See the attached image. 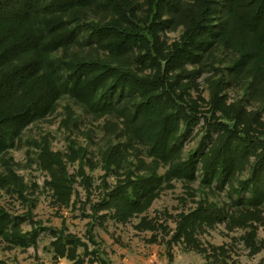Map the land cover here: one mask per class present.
<instances>
[{
    "label": "trees",
    "instance_id": "obj_1",
    "mask_svg": "<svg viewBox=\"0 0 264 264\" xmlns=\"http://www.w3.org/2000/svg\"><path fill=\"white\" fill-rule=\"evenodd\" d=\"M92 5L102 8L104 20L86 24L73 20L74 12ZM134 18L130 0H0V154L12 147L28 124L51 114L62 95L93 114L114 115L122 125L117 136L126 139L125 145L144 144L151 158L147 174L127 176L99 204L115 207L119 221L144 211L164 182L193 181L199 162L202 185L231 184L251 154L250 148L264 144L248 131L207 122L197 151L179 159L182 138L191 133L199 118L180 109L181 100L166 79L169 71L199 63L219 43L232 53L230 78L245 80L249 91H264V0H152L147 24ZM179 26L182 33L177 42L167 45L159 40L157 31ZM80 39L103 47L108 60L65 62L52 57ZM133 47L146 52L143 57L155 70L152 76H141L131 67L128 53ZM218 95V88H210L212 102ZM215 130L216 139L202 152ZM113 150L111 147L105 159L108 167L114 161ZM68 158L73 161L75 156ZM254 158L249 178L238 182L240 192L247 194L242 204L249 208L264 205V152ZM38 159L50 175L54 193L68 199L71 189L60 152L51 151L44 142ZM161 164L166 167L163 174L158 173ZM5 184L17 187L19 193L23 190L22 179L10 170L0 176V186ZM225 213L212 203H198L177 214L173 237L194 245L191 235L195 227L223 222ZM18 225V219L0 208V236L8 234L9 241L20 246L34 245L35 228L22 234ZM51 234L56 254L72 264H83L74 256L77 246L93 255L86 242L74 235L62 230Z\"/></svg>",
    "mask_w": 264,
    "mask_h": 264
},
{
    "label": "rangeland",
    "instance_id": "obj_2",
    "mask_svg": "<svg viewBox=\"0 0 264 264\" xmlns=\"http://www.w3.org/2000/svg\"><path fill=\"white\" fill-rule=\"evenodd\" d=\"M130 3L135 22L146 25L152 14V0H130ZM104 14L100 6L92 5L71 16L86 24L104 20ZM181 33L179 26L175 30H159L157 36L169 45L177 42ZM145 53L133 47L128 53L130 64L137 74L152 76L155 70L149 59L143 57ZM52 57L65 62L75 58L107 61L108 51L80 39ZM231 58V51L218 43L203 54L199 63L186 64L182 70L166 74L170 88L181 100L180 109L199 118L191 133L182 138L179 159L197 151L205 138L207 122L234 126L241 133L248 131L254 140L257 137L256 142L264 140V91H249L245 80H232L228 69ZM210 88L219 89L215 102L210 100ZM120 122L112 114L88 112L68 95H62L51 114L28 124L12 147L0 154V176L12 171L22 179L23 188L19 193L12 184L0 186V208L18 219L22 234L34 228L38 233L35 244L28 246L11 243L8 234L0 236L3 264H72L73 261L58 256L54 250L51 232L60 230L83 240L89 252H93L89 255L81 246L74 249L75 259L83 264H212L214 258L226 264H264V205L257 208L243 205L242 198L247 194L240 192L238 186L239 181L249 178L254 156L264 152V144L250 148L251 154L231 184L202 185L199 162L193 181L173 179L167 185L164 182L144 211L133 212L119 221L115 207L99 204L127 176L147 174L151 162L144 144L125 145L126 139L117 136L122 128ZM217 134L216 130L211 133L202 152ZM44 142L51 151L62 155L71 189L68 199L54 193L50 175L40 166L38 154ZM111 147L114 161L108 167L105 159ZM72 156L73 161L68 158ZM165 168L159 165L158 173L163 174ZM198 203L222 208L225 220L195 227L191 235L194 245L174 238L177 214L190 211ZM218 247L222 249H212Z\"/></svg>",
    "mask_w": 264,
    "mask_h": 264
}]
</instances>
